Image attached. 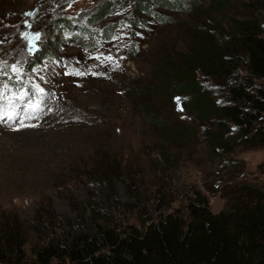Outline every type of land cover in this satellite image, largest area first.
<instances>
[{"label": "rangeland", "instance_id": "obj_1", "mask_svg": "<svg viewBox=\"0 0 264 264\" xmlns=\"http://www.w3.org/2000/svg\"><path fill=\"white\" fill-rule=\"evenodd\" d=\"M137 1L0 0V69L23 85L0 83V258L11 251L33 264L46 241L93 235L88 218L69 226L90 207L109 210L111 227L141 231L140 215L185 217L194 193L218 214L234 209L242 187L264 192V149L239 142L229 151L240 133L232 125L221 131L225 145L213 146L221 119H198L173 77L196 39L228 50L235 21L264 28V0H183L178 10L148 1L146 13L134 11ZM101 5L108 15L87 22ZM237 71L197 70L194 82L230 105L228 87L245 76ZM29 90L32 108L21 111L18 94L27 100ZM147 115L160 117L157 130Z\"/></svg>", "mask_w": 264, "mask_h": 264}, {"label": "trees", "instance_id": "obj_2", "mask_svg": "<svg viewBox=\"0 0 264 264\" xmlns=\"http://www.w3.org/2000/svg\"><path fill=\"white\" fill-rule=\"evenodd\" d=\"M148 1L165 10L183 6V0H138L144 6H137L134 11L146 13ZM109 11V5H101L87 22L96 23ZM158 19L166 20L160 15ZM233 28V47L228 50L214 49L196 39L189 56L178 57L181 66L176 68L173 77L181 83L177 90L182 94L178 95L186 98V106L197 113L198 119L201 116L204 120L213 116L221 119L218 131L210 135L213 146L225 145L221 131L230 132L232 125L240 133L238 139H229L232 145L229 151L239 142L264 149V28L255 18L235 21ZM33 56L37 60L42 58L40 51ZM197 70L213 72L218 78L243 70L245 76H235L234 80L241 83L228 87L230 105L218 106L194 82ZM147 118L156 130L162 124L159 116L147 115ZM176 132L169 130L166 134L172 137ZM240 190L241 203L229 212L210 213L207 201L194 193L184 207L185 217L174 212L165 215L161 209L155 221L139 214L137 223L141 231L111 227L107 220L109 210L90 207L69 226L82 227L88 218L93 235L78 234L68 241H46L33 251V264H264V192L251 187ZM14 226L10 231L15 230ZM12 256L9 251L0 258V264H20L18 259L12 261Z\"/></svg>", "mask_w": 264, "mask_h": 264}, {"label": "snow or ice", "instance_id": "obj_3", "mask_svg": "<svg viewBox=\"0 0 264 264\" xmlns=\"http://www.w3.org/2000/svg\"><path fill=\"white\" fill-rule=\"evenodd\" d=\"M26 15H32L31 12L27 13ZM25 38H27L25 36ZM37 40L39 39V35L37 34L36 37H35ZM33 55H35V52H33ZM107 59H111V57H107ZM28 71H31V70H28ZM12 72L16 74L17 77H19L20 73H21V69L20 68H17L15 66H13L12 68ZM5 76V72L3 69H0V83L4 84V87L7 89L9 87V85L11 84V87L12 88H16L17 86H20V87H23L22 83H20L18 80H13L11 77L8 78V81L6 82L3 77ZM38 87V86H37ZM39 91H43L42 88H39L38 89ZM36 94V92L34 90H29V93H28V96H27V100H25V95L24 93H19V98L21 100V105L19 106L20 107V110L22 111L23 108L25 106L29 107V108H32V104L30 103L31 99H32V96H34ZM2 95V94H0ZM11 103V101H10ZM4 105L3 104H0V111H2ZM2 116H0V121H2ZM19 130V129H17Z\"/></svg>", "mask_w": 264, "mask_h": 264}]
</instances>
